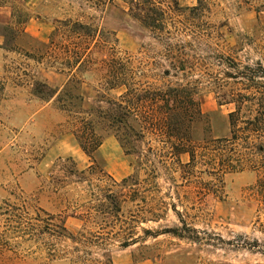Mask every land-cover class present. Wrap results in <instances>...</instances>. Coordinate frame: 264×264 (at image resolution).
I'll use <instances>...</instances> for the list:
<instances>
[{
    "label": "rangeland",
    "instance_id": "1",
    "mask_svg": "<svg viewBox=\"0 0 264 264\" xmlns=\"http://www.w3.org/2000/svg\"><path fill=\"white\" fill-rule=\"evenodd\" d=\"M130 2L0 0V76L27 66L66 100L75 97V111H89L125 93L109 91L108 71L111 61L129 63L146 90L181 86L202 112L184 131L186 140L147 133L136 147L146 167L102 125L103 144L89 157L74 135L79 115L62 110L56 98H35L29 86L8 88L0 107V264H264V169L251 170L263 166L264 155L239 139L234 158L248 170L225 175L210 158L218 140L232 137L231 113L242 128L260 109L251 95L264 86V79L253 81L257 63L264 66V0H203L198 11L199 0H152L166 11L165 32L134 19ZM66 20L88 29L74 39L73 53L85 60L71 67L76 78L43 59ZM82 117L98 121L95 114ZM180 146L195 152L194 165L177 164ZM178 157L191 162L189 154ZM132 175L137 186L121 184ZM107 195L120 204L119 218L100 213L102 205L115 210ZM174 205L190 229L182 238L158 236L182 227ZM130 232L141 241L122 248Z\"/></svg>",
    "mask_w": 264,
    "mask_h": 264
},
{
    "label": "trees",
    "instance_id": "2",
    "mask_svg": "<svg viewBox=\"0 0 264 264\" xmlns=\"http://www.w3.org/2000/svg\"><path fill=\"white\" fill-rule=\"evenodd\" d=\"M175 4H177V1H175ZM199 4V7H196L193 11H198L201 8L203 0H199ZM129 5L132 17L139 20L145 28L153 31L165 32V9L152 3V0H131ZM84 26L85 25H82V23L78 21H60L57 29L51 36L50 42L45 45L47 50L43 54V59H45V57H50L56 63L68 67L70 72L69 75H72L74 78L77 77V73H74L71 67H74V64L80 67L85 60L80 59L79 53H73L72 48L75 47L76 43L74 39L82 37L83 29H87V27ZM1 35L5 37L6 40L5 48L7 50H12L13 47L9 45L7 36H5V34ZM86 36H91V33H88ZM26 56L28 55L26 54ZM110 64V69L108 71V77L110 78V84L108 83L109 91L125 88V93L119 97H106V99L100 100L98 105L89 111H84L82 109L75 111L73 109L75 106V97L70 96V98L68 97L69 100H66L61 96L62 91L54 89L47 83L36 80L30 76V71L27 70V66L23 68L20 66L16 67V71H11L9 67V69H6L5 75L0 76V107L2 103L8 99L6 95L8 88L13 87L14 90L17 87H23L22 84L24 86H29L31 88L30 93L35 98L42 100H52L56 98L62 110L69 114L74 113L79 115L80 118L76 120L74 135L82 150L89 157L93 158V155L98 152L103 144L102 136L97 133L98 126L102 125L104 128L112 130L127 153L138 155L140 161H142V166L144 164L146 166L149 162H145V159L147 161L148 158L142 159L146 155L136 150L137 144L143 141L147 133H155V131L164 132L166 136L178 138L180 141L186 140L184 131H189V129H191L195 114H202L199 109L200 106L196 104L192 96L190 94L188 95L181 86H168L166 90L158 88L146 90V88L142 86L141 81H136L135 67L129 66V63L122 65L115 61H111ZM257 65L260 72L253 76V81L258 77L264 79L263 63L259 61ZM12 74H16V76ZM166 74L170 75V72L167 71ZM251 97L252 99L254 98V100H258L260 109L257 115L247 119V121L244 122L245 126L239 128L238 119L235 117L237 116V112L231 113L230 123L232 126V137L221 139L216 142V144H218L217 150L213 151V155L210 158L214 170L219 174L222 173L225 175L248 170V168L242 164V159L240 157H237V159L234 158L236 153L234 145L239 139L244 142L245 146H243V148L246 150L264 155V142L262 141L264 140V86L256 87L255 93H253ZM84 114H95L98 121L82 117ZM168 131L170 134H168ZM129 145H131V147H128ZM177 148V164L184 167L194 165L197 160L195 152L190 151L187 147L180 146ZM182 154H189L191 162L185 165L182 164L178 157V155L180 156ZM261 168L264 169V162L263 166H253L251 170L260 171ZM93 170L94 165L90 167V171ZM81 173L84 174V172ZM121 184L130 187L137 186L139 184V177L137 175L129 176L125 178ZM133 193L136 196L135 190H133ZM106 199L111 201V205H114L113 201L116 202L112 195H107ZM132 201H135V199H132ZM114 206L115 210L107 205H102L100 213L107 218H119L122 208L118 201ZM173 210L180 219L182 227L177 226L165 230L159 233L158 236L162 234H173L176 237L182 238L184 237L183 233L190 229L188 224L183 221L175 205L173 206ZM89 217H92L91 212ZM62 231L66 232L67 230L62 227ZM145 233L152 234L151 231L148 230H145ZM70 236L74 241L76 240L74 235L70 234ZM81 236H83V234ZM120 236L121 234H119L118 237ZM140 241V237H136L134 232H130L123 238L121 247L128 248ZM108 257L110 258V255H108ZM108 260L111 262V259Z\"/></svg>",
    "mask_w": 264,
    "mask_h": 264
},
{
    "label": "crops",
    "instance_id": "3",
    "mask_svg": "<svg viewBox=\"0 0 264 264\" xmlns=\"http://www.w3.org/2000/svg\"><path fill=\"white\" fill-rule=\"evenodd\" d=\"M4 49L2 48V43H1V41H0V54H2V51H3Z\"/></svg>",
    "mask_w": 264,
    "mask_h": 264
}]
</instances>
